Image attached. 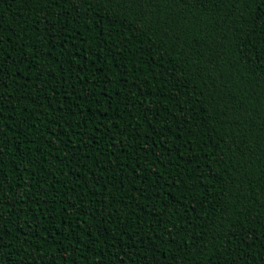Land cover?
Masks as SVG:
<instances>
[{
  "label": "trees",
  "instance_id": "1",
  "mask_svg": "<svg viewBox=\"0 0 264 264\" xmlns=\"http://www.w3.org/2000/svg\"><path fill=\"white\" fill-rule=\"evenodd\" d=\"M0 264H264V0H0Z\"/></svg>",
  "mask_w": 264,
  "mask_h": 264
}]
</instances>
